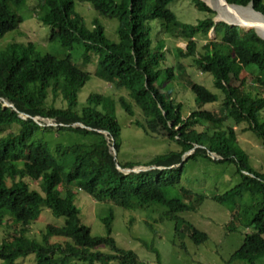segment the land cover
I'll list each match as a JSON object with an SVG mask.
<instances>
[{
  "label": "trees",
  "instance_id": "16d2710c",
  "mask_svg": "<svg viewBox=\"0 0 264 264\" xmlns=\"http://www.w3.org/2000/svg\"><path fill=\"white\" fill-rule=\"evenodd\" d=\"M83 1L96 11L89 24L73 10V0H34L35 6H27L25 0H0V37L9 31L21 33L17 26L24 4L48 28L50 40L77 55L55 57L19 37L0 48V264H16L29 254H33L31 264H147L132 250L115 244L110 212L100 219L104 234H90L73 201L77 191L97 202L159 214L158 220L172 219L174 233L184 234L194 244L203 242L207 235L190 223L182 222L177 232L175 228L178 215L196 210L203 199L181 184L184 163L196 159L233 165L237 182L211 198L231 210L230 228L236 222L243 227L242 241L229 259L259 264L255 260L264 256V173L249 166L231 128L244 122L264 153V40L251 29L214 23L213 11L201 0H189L203 14L192 24L177 20L168 7L174 0ZM225 1L250 5L264 16V0ZM217 2L222 8L226 5ZM229 8L237 15L250 10ZM105 17L117 20L111 37L108 21L101 22ZM150 22L187 40L185 50L177 48L179 59L191 57L197 70L209 73L214 91L183 78L184 71L182 79L175 75L183 83L181 87L174 83L178 92L162 89L173 79L178 64L164 63L166 45L151 38ZM210 28L220 34L225 52L209 42L195 57L192 37ZM88 62H96L94 74L124 95L114 99L96 92L80 99L79 89L89 75L76 63ZM186 85L190 100L180 94ZM220 94L216 108L202 106L216 103ZM191 101L193 106L184 113L183 102ZM4 102L9 105L3 106ZM115 105L130 117L136 107L148 128L176 147L143 163L119 159ZM35 116L39 118L33 120ZM133 122L145 129L137 119ZM209 153L218 158H210ZM136 165L147 168L122 171ZM42 208L62 216L63 224H46L40 236H31L30 225Z\"/></svg>",
  "mask_w": 264,
  "mask_h": 264
},
{
  "label": "rangeland",
  "instance_id": "374dc122",
  "mask_svg": "<svg viewBox=\"0 0 264 264\" xmlns=\"http://www.w3.org/2000/svg\"><path fill=\"white\" fill-rule=\"evenodd\" d=\"M188 1L189 0H174L168 7L172 10L178 21L192 24L197 19L203 17V14L194 8L191 2ZM201 1L213 11L210 16L214 23L220 21L228 25H235L240 28L241 31L251 29L258 37L263 39V37L259 36L254 30L255 28L241 27L236 23L229 22V20H232L231 17L233 16L225 8L218 5V0ZM25 3L27 6H35L34 0H25ZM230 5L257 12L250 5ZM73 10L86 24H89L96 14V11L92 8L90 3L83 0H73ZM33 12L34 11H31L29 7H26L24 4L22 5L19 12L22 20L17 26V30L21 33L16 31L4 33L0 37V48H2L8 40L13 39V37H19L18 40L25 41L29 39L33 41L36 48L42 52L52 54L55 57L67 56L71 53L72 58L75 59L77 55H74L75 53L71 52L70 49L59 48L55 40L52 41L49 39L48 28L35 19ZM105 21H108L106 22V27L110 25L109 37H111L113 36L117 20L114 18H101V22L104 25ZM158 25V22H150L152 29L150 32L151 38L155 40L160 39L162 43L166 45L167 59L164 63H171L172 66L174 65L175 67H177L176 65L178 64L177 68L173 67V79L166 83L162 89L171 90V93L174 92V94L178 92L174 83L177 86H183V83L180 82L179 79H182L181 71H184L185 74L183 78L188 77L190 80L214 91L212 76L209 73L197 70V65L192 61L191 57H186L183 60L179 59L180 56L178 55L177 48L179 47L185 50L187 40L181 37L168 35L166 28L159 27ZM157 26L158 28H156ZM21 37H23V39ZM192 39L196 44L195 57L198 56L199 52L203 53L200 47L209 42H212L219 51L225 52L224 48L221 47L220 34L213 32L212 28L205 33L194 35ZM209 47L212 48V46ZM76 64H78L80 68L86 70L89 75L87 81L79 89L80 99L88 93L96 92L114 99H116L118 95H124V91L116 89L110 83L94 74L96 62ZM242 74L243 71L239 73V78ZM175 75L178 76L179 79H177ZM245 76L248 77V74H245ZM157 83L159 84L158 80ZM180 94H183L186 100H190L192 98V93L189 89V85H186L185 89L181 91ZM220 100L221 94L216 103H205L202 106L207 109H213L217 107ZM175 101H180L178 96H175ZM192 106V101L189 103L183 102V112L185 113ZM132 110L133 116L130 117L126 115L118 105H115V117L120 126L117 149L119 159L122 161L143 163L153 155L167 153L171 148L176 147L174 142L165 140V137L156 135L155 132L149 129L136 107H132ZM34 119L33 117V120ZM134 119L142 122L145 129L137 126L136 123L133 122ZM43 121L53 125V122L49 119H43ZM228 124H232V121H228ZM232 125L231 129L234 130L236 144L247 156L249 166L255 171L264 173V153L258 139L251 131L244 129L246 126L244 122ZM188 153L189 151L185 152L182 157L184 158ZM209 156L210 158L214 156V159L218 158V156L212 153H209ZM145 168L147 167L136 165L131 169L143 170ZM237 179L238 177L234 173L231 163L214 162L203 159L186 160L184 163V171L181 177L182 186L193 192L202 194L203 199L196 210L184 211L178 215L179 219L176 221L175 228L177 232L181 223L186 222L204 232L207 238L198 244H194L187 236H184V234L180 236L178 232L174 233L173 220L166 218L158 220L157 217L159 214L157 215L156 213L153 214L143 210L123 209L112 203L97 202L80 191L74 194L73 201L79 209L81 221L89 227L91 235L104 234V228L100 219L104 218L106 214L110 212L112 215L110 221V234L115 244L121 248L132 250L140 260L145 261L147 264H243V262L229 259L231 253L242 241V224L236 222L234 224V229L230 228L228 222L230 221L231 210L211 198L213 195L221 194L234 186ZM31 184L38 188L35 181H31ZM244 198L246 199L247 197L245 196ZM63 219L62 216H54L48 209L42 208L37 220L33 221L30 225L28 234L31 236H40L41 229H44L46 224L55 226L62 225ZM146 224H149L151 228ZM101 249L103 251L106 250L105 247H101ZM32 261L33 254H29L19 259L16 264H31ZM255 261H257V263L259 262V264H264V256L257 258ZM69 264L75 263L70 262ZM109 264L116 263L110 262Z\"/></svg>",
  "mask_w": 264,
  "mask_h": 264
},
{
  "label": "bare ground",
  "instance_id": "6f19581e",
  "mask_svg": "<svg viewBox=\"0 0 264 264\" xmlns=\"http://www.w3.org/2000/svg\"><path fill=\"white\" fill-rule=\"evenodd\" d=\"M226 5L224 4L223 8H225L233 16L231 17L232 20H229V22L236 23L237 25L241 27H247V28L255 27L257 34H259V36L263 37L264 39V17L261 14H259L258 12L254 13L253 11L249 10L248 12L244 13V15H237L236 13L232 12L229 7H234V8H238L241 10H245V8H239L237 6L230 5L227 3Z\"/></svg>",
  "mask_w": 264,
  "mask_h": 264
},
{
  "label": "water",
  "instance_id": "95a60500",
  "mask_svg": "<svg viewBox=\"0 0 264 264\" xmlns=\"http://www.w3.org/2000/svg\"><path fill=\"white\" fill-rule=\"evenodd\" d=\"M225 1V0H224ZM226 2V1H225ZM228 4V3H227ZM6 102H4V104H3V106H8L9 104L7 103V104H5ZM21 116V115H20ZM27 116V115H26ZM35 119L34 120H36V119H38L39 117L38 116H35L34 117ZM54 125V124H53ZM103 134H106V132L105 131H101ZM110 150L112 151V153L114 154V149H113V147L112 146H110ZM154 166H150V167H148V168H153ZM146 169V168H145ZM140 170H142V169H139V170H134V169H125V170H123L122 169V171H127V172H129V171H140Z\"/></svg>",
  "mask_w": 264,
  "mask_h": 264
},
{
  "label": "clouds",
  "instance_id": "9594fccd",
  "mask_svg": "<svg viewBox=\"0 0 264 264\" xmlns=\"http://www.w3.org/2000/svg\"><path fill=\"white\" fill-rule=\"evenodd\" d=\"M261 14V13H260ZM50 120V119H49Z\"/></svg>",
  "mask_w": 264,
  "mask_h": 264
},
{
  "label": "built area",
  "instance_id": "2783aa9c",
  "mask_svg": "<svg viewBox=\"0 0 264 264\" xmlns=\"http://www.w3.org/2000/svg\"><path fill=\"white\" fill-rule=\"evenodd\" d=\"M49 124V123H48Z\"/></svg>",
  "mask_w": 264,
  "mask_h": 264
}]
</instances>
